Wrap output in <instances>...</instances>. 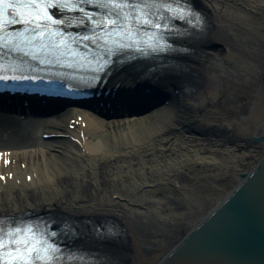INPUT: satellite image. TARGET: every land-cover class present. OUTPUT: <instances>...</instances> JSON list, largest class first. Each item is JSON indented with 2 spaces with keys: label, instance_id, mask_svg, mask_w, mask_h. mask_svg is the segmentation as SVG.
I'll return each mask as SVG.
<instances>
[{
  "label": "bare ground",
  "instance_id": "6f19581e",
  "mask_svg": "<svg viewBox=\"0 0 264 264\" xmlns=\"http://www.w3.org/2000/svg\"><path fill=\"white\" fill-rule=\"evenodd\" d=\"M187 3L203 15L204 28L201 38L177 41L191 50L175 57L183 72L144 77V64L125 66L98 94L133 105L132 113L119 109L104 118L69 106L66 123L48 115L43 126L0 117V218L58 217L88 237L97 233L90 224H98L111 232L92 236V244L113 264H159L242 175L255 172L264 158L256 145L264 144L245 136H264V120L252 126L264 105V0ZM225 99L237 115L210 103ZM130 123H139L141 136L125 132L122 145L111 148L94 141ZM58 127L68 130L75 149L63 163L56 153L67 138L43 137L62 134Z\"/></svg>",
  "mask_w": 264,
  "mask_h": 264
},
{
  "label": "water",
  "instance_id": "95a60500",
  "mask_svg": "<svg viewBox=\"0 0 264 264\" xmlns=\"http://www.w3.org/2000/svg\"><path fill=\"white\" fill-rule=\"evenodd\" d=\"M257 113L262 120L253 127L263 122L264 105ZM245 137L264 144V136ZM241 177L229 197L159 264H264V158L253 174Z\"/></svg>",
  "mask_w": 264,
  "mask_h": 264
},
{
  "label": "snow or ice",
  "instance_id": "6c2138e0",
  "mask_svg": "<svg viewBox=\"0 0 264 264\" xmlns=\"http://www.w3.org/2000/svg\"><path fill=\"white\" fill-rule=\"evenodd\" d=\"M84 5H96L102 9H109L105 15L97 17L96 13H89L85 11ZM24 7L26 10L31 8L35 11L30 14H21L17 11V8ZM5 8L10 9L8 13L10 19L7 21L4 19ZM79 11L81 16L76 17L66 15L69 11ZM126 10L132 18L141 24L143 27H154L160 29L162 26L160 23L154 22L151 18L152 14L145 12L138 0H0V33L5 30L6 24H21L28 28V31L32 34L29 37V41L37 40L41 42V48H47L53 46L52 39L54 37H61V43H65L66 40L72 41H88L95 37L97 28H116L124 27V22L128 20L129 15H126ZM59 13L60 15H57ZM158 19V17H157ZM77 26H83L88 29L91 26L93 36L87 34H77L73 36L71 33L65 34L64 26L71 28L73 24ZM55 28V30H53ZM16 35H23L17 33ZM47 40V43L44 41ZM5 37L0 35V49L9 47L4 43ZM87 45H85L86 47ZM12 48L17 50L18 46L13 44ZM13 79H29L27 76H13ZM6 77L0 75V80H4ZM10 244L17 245V251L22 255L16 256V260L31 259L33 261H50L52 259L49 255H41L42 251L56 252L58 249L46 245L44 242H40L39 246H36L37 242L31 238H23L21 240H11ZM0 237V261H2L3 250L7 247ZM34 253V255H33Z\"/></svg>",
  "mask_w": 264,
  "mask_h": 264
},
{
  "label": "rangeland",
  "instance_id": "374dc122",
  "mask_svg": "<svg viewBox=\"0 0 264 264\" xmlns=\"http://www.w3.org/2000/svg\"><path fill=\"white\" fill-rule=\"evenodd\" d=\"M244 93L245 92H243V95L247 96V94H244ZM223 102H225V103H223ZM210 103H211L212 106L222 107L225 110L226 113H230L229 114L230 116L237 115L236 112L231 110L232 104L230 103V101H227L226 99L225 100H220L219 102L217 101L215 103L211 101ZM67 107L68 106H64L62 108H59L52 115V117L58 123H65L66 122V120H67V118L69 116V112L67 110L68 109ZM207 109H208L207 106H200L199 107V110L201 112H203L204 110H207ZM242 113H244V111ZM149 117H151V116H149ZM147 122H149V120H147ZM125 132H130L131 134H133V136H141L142 133H143L139 123H137V124L130 123L129 125H126V126H124L122 128L111 129L108 133H101L100 132L97 136H95L94 141L95 142L102 141V143L108 148L114 147L116 144L121 146L122 142L119 141V137H120L121 134H123ZM238 135H239V132H237V136ZM256 146H260L261 147V151L264 150V146H261V144L260 145L257 144ZM57 149H58V151H60V152L56 153L57 160H58V162H61V163L68 161V157L67 156H68L69 152H71V151L75 152V149H74V147L72 145L71 140L70 141L67 140V142H64L63 143V148H61V149L57 148Z\"/></svg>",
  "mask_w": 264,
  "mask_h": 264
}]
</instances>
